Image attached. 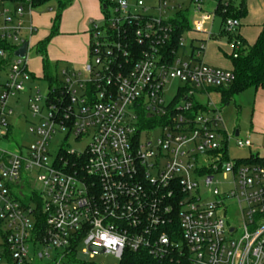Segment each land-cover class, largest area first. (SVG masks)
I'll return each mask as SVG.
<instances>
[{
    "label": "built area",
    "instance_id": "2783aa9c",
    "mask_svg": "<svg viewBox=\"0 0 264 264\" xmlns=\"http://www.w3.org/2000/svg\"><path fill=\"white\" fill-rule=\"evenodd\" d=\"M205 2L191 0L187 10L192 33L206 41L193 50L188 42L186 52L182 38L171 47L172 17H165L185 8L156 0L152 17L144 0H109L102 21L89 22L85 67L60 70L59 89L28 96L39 121L29 128L34 143L16 154L0 146V264H89L96 254L121 261L125 251L158 261L177 255L189 264H264V160L228 157L231 139L239 150L251 144L248 135L228 137L209 102L233 75L202 60L212 35L203 28L210 18L201 15ZM35 8L33 0H0V144L12 139L8 101L30 80ZM237 26L228 20L224 28ZM174 81L180 87L166 102ZM154 132L155 140L140 141ZM57 133L86 144L80 151L62 147L50 163ZM217 176L231 178L228 193H220Z\"/></svg>",
    "mask_w": 264,
    "mask_h": 264
},
{
    "label": "rangeland",
    "instance_id": "374dc122",
    "mask_svg": "<svg viewBox=\"0 0 264 264\" xmlns=\"http://www.w3.org/2000/svg\"><path fill=\"white\" fill-rule=\"evenodd\" d=\"M54 3V2H53ZM171 6L177 5L182 8H191V0H171ZM156 4V0H144V5L146 8ZM47 7L48 5H44ZM45 7H42L44 9ZM176 7V6H175ZM40 8V7H38ZM37 8V9H38ZM214 3L206 1L203 6V12L201 15H208L210 18L203 26V28L212 33L213 38L207 40L205 44V49L203 53V62L214 68L223 69L221 66H225L227 69L230 67L229 56L231 54V47L227 43V39L224 37H218L220 18L215 16L213 13ZM175 11L169 12L165 17H172ZM190 12V11H189ZM149 15L152 17H157V13L152 10H148ZM194 16L192 13H189V23L192 27ZM88 37H89V30ZM193 35L191 33H184L182 39L184 41L185 51L188 52V42ZM33 41L36 40V36L31 37ZM218 38V39H217ZM89 40V39H88ZM33 41L29 45V49L26 54V60L28 61V70L35 74V78L29 83H25L24 91L17 95L15 98H12L8 101V105L11 108L12 114L7 117V122L12 128L11 141L6 143H1L0 146L2 149L8 150L11 153H18V149L30 147L35 139L29 133L30 126L37 127L39 121L37 117H32L28 109V96H32L37 90L40 96L44 97L47 95L49 89L54 88L55 83L49 84L47 81L41 78V57L37 53L36 46H34ZM33 44V45H32ZM196 44V43H193ZM89 59H87L88 63ZM60 68V69H59ZM62 66L57 67L53 70V76H56L57 82L61 81L59 77V70ZM73 71H81L80 67H73ZM6 79L5 73L0 71V83H3ZM177 87H180V84L177 81L172 82L166 92L165 100L169 102L176 93ZM260 93V92H259ZM209 102L212 104V107H215L218 111V117L220 120V127L228 135V137H233L234 133L237 131L240 135V138L243 139L248 135L251 147L250 149L239 150L235 147L233 140L231 139L228 144V157L230 160H243L250 155L258 154L260 157H264V131L258 128L256 122L260 118L262 121L263 111L260 110L258 103L254 106L255 95L253 89H248L240 94L236 95L231 101L227 104H221L220 97L217 93L211 92L209 94ZM257 100V98H256ZM207 100L201 99L200 102L204 103ZM261 130V131H260ZM158 136L157 132L151 133L147 137L140 136V141L144 143L146 139L155 140ZM65 133L56 134L52 137L49 143V153L50 158L49 162L51 163L53 158L56 156L59 149L65 147L71 150L80 151L84 148L86 141H81L76 143L71 137L65 138ZM220 182L219 191L220 193H228L232 187L230 185L231 178H228V181H224L221 176H217L215 180ZM34 191L39 192L40 187L38 185L34 186ZM202 200H212L213 195H204L202 194ZM229 207L227 209L228 216H233V224H240V215L233 207L232 202H228ZM83 246L77 247V258L84 259L82 256ZM87 260V258H86ZM89 264H119V260L115 259L111 255L96 254L92 259L88 260ZM44 264V263H39Z\"/></svg>",
    "mask_w": 264,
    "mask_h": 264
},
{
    "label": "trees",
    "instance_id": "16d2710c",
    "mask_svg": "<svg viewBox=\"0 0 264 264\" xmlns=\"http://www.w3.org/2000/svg\"><path fill=\"white\" fill-rule=\"evenodd\" d=\"M214 3L213 13L220 18L218 37L227 39V43L231 46L230 72L233 75L232 82L225 86L212 90L220 97L221 104H227L236 95L241 92L253 89L254 92L262 90L264 92V23L261 26L260 32L252 45H248L238 33L239 21L246 16V1L247 0H206ZM34 6L39 7L49 2L57 3V12L52 24V30L49 36L36 45L37 53L42 60L43 79L49 84L55 83V88L59 89L56 76H53V71L48 63L45 49L49 39L54 36L58 25L59 17L62 11L66 8L69 0H33ZM109 0H100L101 6H106ZM104 12V11H103ZM189 11L185 9L176 10L172 18L168 21L172 28L171 47L177 49L178 40L182 38L184 33L193 35L189 42L190 48L195 49L193 43H204L205 37L192 33L189 23ZM228 20L238 22V26L232 33L225 30L224 25ZM129 33V32H128ZM210 38H213L211 35ZM218 39V38H217ZM234 55L236 57H234ZM198 106L194 107L197 112ZM264 158L257 156H248L246 159L238 160L241 164L262 163ZM119 264H189V262L177 255H173L172 259L158 261L148 254L146 251L131 253L125 251L122 255Z\"/></svg>",
    "mask_w": 264,
    "mask_h": 264
},
{
    "label": "crops",
    "instance_id": "0c3cea01",
    "mask_svg": "<svg viewBox=\"0 0 264 264\" xmlns=\"http://www.w3.org/2000/svg\"><path fill=\"white\" fill-rule=\"evenodd\" d=\"M45 5L48 6L45 7L42 5L39 6L40 8L36 7L30 17V22L35 29L31 37L35 35L36 40L33 41L31 40L32 38H30L29 45H31V41H33L34 46H36L46 39L52 30L53 20L57 12V3L49 2ZM42 7L45 8L42 9ZM102 18L103 10L100 0H69L68 5L59 17L56 32L54 36L49 39L45 49L46 57L52 71L60 66H62L61 70L64 68L73 70L72 68L75 66L80 67L82 70L85 67L88 59L89 37L87 30H90L89 22L93 21L99 23L102 21ZM263 23L264 0H247L246 16L243 20L239 21L237 30L238 35L243 38L248 45H252ZM40 61L41 78L43 79L42 60ZM26 66L28 70L27 60ZM221 67L223 68L222 70H230V67L228 69L225 66ZM28 72L30 74V80H28L27 83L31 82L33 79H37L35 78V74L29 70ZM255 93L254 106L258 103L260 110L263 111L262 121L259 118L256 124L258 128L264 131V92L262 90H257L254 94ZM250 156L264 158L258 156V154Z\"/></svg>",
    "mask_w": 264,
    "mask_h": 264
},
{
    "label": "water",
    "instance_id": "95a60500",
    "mask_svg": "<svg viewBox=\"0 0 264 264\" xmlns=\"http://www.w3.org/2000/svg\"><path fill=\"white\" fill-rule=\"evenodd\" d=\"M26 46L27 45H23L17 52H16V56L18 58L24 59L25 58V53H26ZM237 135V132L235 133V136Z\"/></svg>",
    "mask_w": 264,
    "mask_h": 264
}]
</instances>
